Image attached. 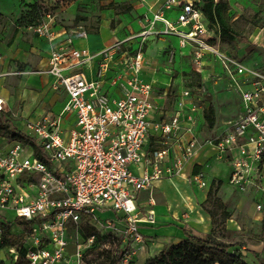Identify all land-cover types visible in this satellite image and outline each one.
Here are the masks:
<instances>
[{"label": "built area", "instance_id": "1", "mask_svg": "<svg viewBox=\"0 0 264 264\" xmlns=\"http://www.w3.org/2000/svg\"><path fill=\"white\" fill-rule=\"evenodd\" d=\"M173 9L179 10L176 21L164 15ZM56 22V15L50 11L25 28L50 44L49 67L36 73L54 77L55 89L67 94L63 111L58 117L27 122L22 130H10L20 138L0 145V214L10 212L20 223H28L23 224V232L29 264H85L84 255L97 237L92 234L85 242L80 241L81 224L86 220L106 234L115 235L124 228L121 237L128 248L119 264H133L137 246L144 243L140 224H156L154 210L142 213L137 197L151 191L165 176L184 177L188 162L204 149L215 151L220 159L227 157L232 168L229 183L235 189L264 191V70L248 67L221 51L212 41L197 1L164 0L138 35L116 40L96 52L73 46V36H87L84 28L62 32L56 29ZM158 23L162 30H156ZM151 35L179 37L182 48L192 47L198 65L207 55L217 59L242 105V112L223 133L203 141L193 134L183 154L166 168L161 163L168 156L167 149L153 151V160L144 151L151 129L166 139L176 138L181 131L178 115L169 122H150L153 87L141 78V72L146 62L144 48ZM63 36L64 42H60ZM94 60L98 61L97 75L88 80L82 69ZM114 69V76H110ZM107 80L118 88L119 98L104 91ZM192 92L198 91H185L184 95L192 96ZM5 106L0 95V112ZM198 108L194 104L190 111ZM67 114L75 121L65 135L61 119ZM141 163L153 170L135 175L131 166ZM34 175L39 176L38 181H29ZM186 179L200 189L208 186L203 171ZM149 204L155 205L153 197ZM256 210L263 212L264 205L257 204ZM109 211L116 218H100ZM187 217L184 214L182 218ZM71 228L75 232L70 235ZM70 241L76 245L72 253Z\"/></svg>", "mask_w": 264, "mask_h": 264}, {"label": "crops", "instance_id": "2", "mask_svg": "<svg viewBox=\"0 0 264 264\" xmlns=\"http://www.w3.org/2000/svg\"><path fill=\"white\" fill-rule=\"evenodd\" d=\"M81 1L83 0H75L74 4L77 6ZM163 1L164 0H137V2H133L131 5L132 10L133 8L136 9L139 19L136 22L137 26L134 24L126 26V31L129 34L127 37L122 39L115 37L114 40H112L99 33L87 34L85 38L73 36V46L77 49H88L90 52H96L111 45L116 40H125L138 35L144 29L145 21L147 22V20L153 18V14L157 12ZM4 3L10 4L11 7L10 10L6 12L5 9H3V6H0V95L6 102L5 111L0 112V145H8L11 142V139L9 138V135L11 134L10 130H22L27 122H37L45 116L58 117L68 100L67 94L62 89H55L54 77L45 73H36L37 71L46 70L49 67L51 47L47 40L30 32L24 25H22L24 32L30 34L29 36L31 37L32 42L18 41L14 44L8 43L11 30H16L18 28L17 25L22 23L20 20L22 16L19 18L21 11L18 0H0V5ZM178 13V9H173L172 11L165 12L164 15L167 19L176 21ZM14 15L16 16L13 17ZM141 17L144 19L142 20ZM18 18L19 20H17ZM78 26L82 27L80 25ZM135 27L139 28V30L135 31ZM71 28H75V26ZM56 29H62L61 31L64 32L68 28L57 21ZM162 29L163 25L158 23V25H156V30ZM210 35L213 36L212 34ZM156 37L157 36L155 35H151L147 39L144 48L146 62L145 67L141 72V78L145 82L150 83L153 87L151 95L153 109L150 116V122L152 124L169 122L178 115L181 131L176 138L166 139L160 133L151 129L144 151L146 155L153 160L154 158L151 155L153 151L167 149L169 151L168 156H166L165 160L161 163V166L166 168L174 162L176 157L183 154V148L191 141L193 134L200 141H203L206 139H212L223 133L227 129V124L236 119L242 112V105L240 104V101H238V109L236 113L228 115L224 118L225 120L219 121L221 106L219 103V106H216L215 99L219 102V96L214 92L213 94L210 90H206L204 87L193 88V85L187 87L184 84H180L179 80H172L169 75H160L154 67L146 68L149 64L148 59L152 60L161 55H166L167 58L169 57L168 55H170V53L165 54L164 52L168 49L171 50L168 44L176 47V50L178 51V55L171 51V60L175 59L198 65L194 61L192 47L186 46L182 48L179 42V37L175 35L159 36L158 44L155 45V41H153V43L148 46V40L155 39ZM64 39L65 36L60 39V42ZM212 62L216 63L219 61L214 57L207 55L198 66L202 68L211 65ZM260 69L264 70V67ZM82 70L88 80H94L98 71V61L94 60L88 63ZM222 70L223 71H220V73L225 78L224 80H226V82H228L233 88L224 69ZM114 74L115 69L110 72L109 75L114 76ZM194 89L198 91L196 94L192 92V96L189 97L184 95L185 91H191ZM104 91L109 97H120L118 88L112 86L109 80L106 81ZM234 92L235 95H239L235 89ZM227 94L229 95V93ZM215 96L216 98H214ZM194 104H197L199 108L196 112H191L190 108ZM211 104L214 105L216 110V124L213 129L208 128L207 122L204 118V111L209 108ZM61 121L64 133L67 135V132L74 126V116L67 114L61 119ZM189 129L191 132L188 131ZM217 164L225 167L228 166L230 169L229 174H231L232 168L227 157L220 159L215 151L210 148L204 149L188 162L184 177L169 178L165 176L157 182L159 186H162L165 185L164 183L166 182L174 184L177 180L181 181L184 179L188 181L186 177L189 179V177L196 172L203 171L205 173L208 188L211 180H213L209 178V174L212 173L210 169L213 170ZM146 169L151 172L153 167L144 163L131 166L132 172L137 176H142ZM213 174L216 175L214 172ZM157 182L154 183L151 191L141 192L136 200L141 212L142 208H147L145 210L146 212L151 208L154 210L156 214V224H140V231L144 236V243L148 244L149 248L147 247V251L136 253L133 264H145L148 258L158 254L165 246L177 244L186 239L189 235L206 238L211 231V218L207 215H198L194 218L192 216L193 211L190 209L191 206L189 204H184L181 208L173 209L174 212L168 206H162L163 212L159 213L157 211L158 206L156 199L153 194L155 190H159L161 187H157ZM249 190H253L257 195V201L254 204V208L256 209V205L259 203L264 205V191L255 188ZM206 195H204L203 200L206 199ZM150 197H153L155 200V205L152 207L149 204ZM105 213L108 215L104 216L106 215ZM105 213H101L99 215L100 218H116V215L113 212L109 211ZM143 213L145 212L143 211ZM185 213H189L188 217L182 218ZM260 214L261 218L264 220V211ZM91 225L94 226L92 223ZM163 225L172 226L162 227ZM154 226L159 228L157 232H144V230L153 228ZM16 229L17 231L20 230L19 227ZM188 229L195 233H191ZM0 253V256L4 258L0 257V260H5V253L3 251H0Z\"/></svg>", "mask_w": 264, "mask_h": 264}, {"label": "rangeland", "instance_id": "3", "mask_svg": "<svg viewBox=\"0 0 264 264\" xmlns=\"http://www.w3.org/2000/svg\"><path fill=\"white\" fill-rule=\"evenodd\" d=\"M38 2L43 8L48 7L49 11L56 15V21L68 29L80 25L82 28L84 27L88 35L99 33L112 40H114L115 37L118 39L127 37L129 34L126 31V26L136 25L139 19L136 9L133 8V10L129 12L126 11L127 7H131L132 3L137 2V0H83L77 6L74 4L75 0H18L21 11L19 18L29 11L30 5ZM225 2L226 3H223L221 0V15L224 26L233 34L238 35V37H244L246 40H220L219 35L215 34V28L210 32V34L213 35L212 39H214L216 44L218 43L217 45L224 54L241 60L248 67L263 68L264 0H225ZM0 6H3L6 12L9 11L11 7V5L7 3L1 4ZM15 16L16 15L13 17ZM19 18L17 20H19ZM141 19L143 20L144 18L141 17ZM22 25L23 23H19L16 30H11L8 43L14 44L18 41L32 42L29 36L30 34L24 32ZM138 30L139 28L135 27V31ZM159 38L160 37L157 36L155 39L148 40V46L151 45L153 41H155V45L158 44ZM168 46H170L171 50H165V54L170 53L171 55V51H173L178 55L176 47L169 44ZM170 55H168V58L166 55H161L152 60L148 59L149 64L146 68L154 67L160 75H169L172 80H179L180 84H184L187 87L195 85L192 72L197 71L201 74L200 82L202 86L206 90H210L211 93L214 92L219 96V102L215 99L216 106H221L219 121L225 120L224 118L228 115L236 113L238 101H240L241 104L240 95H235L234 89L224 80L225 78L220 73V71H223L220 62H212L211 65L200 68L198 65H194V63L191 62H182L175 59L171 60ZM227 93H229V95ZM214 98H216V96ZM210 170L212 171L211 174L207 172L210 179L223 181V186L218 196L228 207V210L232 213V217L226 222L223 228L216 226L213 232L211 227V231L206 238L213 234L214 239L219 243H224L226 245L238 244L246 247L244 248L247 252L246 259L250 264H264V241H260V235L264 229V220L261 218V212H258L254 208L257 195L253 190L241 192L235 189L229 183L230 169L228 166L225 167L217 164L213 170ZM213 172L216 175H214ZM164 184L165 185L162 186L160 185V187L157 182L156 185L160 188L158 187L159 190H155L153 193L159 213L163 212L162 206H168L174 212L173 209H178L183 207L184 204H189L191 206L190 209L193 211L192 216L194 218L198 215H207L210 218L205 212V208L210 207L208 204L204 203L206 199L203 200L204 195L208 193V188L200 189L192 184V182L184 179L181 181L177 180L174 184L168 182ZM146 209L147 208H142V213L143 211L146 212ZM2 213L6 215L8 219L13 218V214L10 212L4 211ZM185 214L189 215V213ZM107 215L108 214L104 216ZM0 218L3 219V217ZM168 226L163 225L162 227ZM17 227H19L20 230L17 231ZM24 227L23 224L16 222V224L13 225L12 231H17V235H21L24 231ZM122 229L124 228H121L120 231H116L115 234L120 238H115L113 240L112 237L115 235L111 234L110 239L107 240L108 242L100 240L101 242L96 244L94 251L89 253L88 258L85 259L86 264H91L90 261L94 260L97 254L106 250V248H109L113 253L118 249H123L126 244L121 237ZM158 229L159 228L154 226L153 228L144 230V232H157ZM188 230L191 233H195L190 229ZM97 231L100 236L107 233L106 230L102 231L97 229ZM23 237L24 239L26 238V233ZM73 237H75V235H73ZM75 246V243L71 244L70 241L69 251L71 253L74 251ZM147 247L149 248L148 244H140L137 246L136 253L147 251ZM0 257L3 258L2 256ZM135 257L136 254L133 260H135ZM5 258L7 264L15 263L11 252L8 254L5 253Z\"/></svg>", "mask_w": 264, "mask_h": 264}, {"label": "trees", "instance_id": "4", "mask_svg": "<svg viewBox=\"0 0 264 264\" xmlns=\"http://www.w3.org/2000/svg\"><path fill=\"white\" fill-rule=\"evenodd\" d=\"M222 2L226 3L225 0H222ZM197 3L203 13L204 24L210 30L215 28V34L219 35L220 40H246L244 37H238V35L233 34L224 26L221 15V0H198ZM131 10L132 7L130 6L126 9L127 12ZM47 12H50L48 7L43 8L39 2L34 3L29 6V11L23 15L20 20L26 27L28 25L38 23L43 15L47 14ZM212 41L215 42L214 39ZM192 77H194L193 82L195 84L192 87L202 88L203 86L200 82L201 74L199 72H192ZM204 118L207 122L208 128L213 129L216 124V110L214 105L211 104L209 108L205 109ZM9 138L11 140L20 138V135L10 134ZM38 178V175H34L29 179V181L36 182L38 181ZM222 186V180H211L208 187L207 197L204 202L210 207L205 208V212L211 218V227L213 232L215 231L216 226L223 228L226 225V222L232 217V213L228 210V207L225 205L223 200L218 196ZM0 217H3V219L0 218V229L2 230V234L0 236V251L8 254L11 250H13L14 253H11L13 254V259L15 260L14 264H29L26 260L27 249L24 246V232H22L21 235H17V231H12L13 225L16 224V222L20 223L19 220L14 215L12 219H8L4 214H0ZM21 223L28 224L24 221ZM73 232L75 231L71 228L70 233L73 234ZM92 234H96V241L92 247L86 251L84 260L88 258L89 253L94 251L96 244L101 242L100 240L108 242L107 240L111 237V234L100 236L97 229L86 220L81 224L80 241L85 242ZM260 241H264V229L260 235ZM127 248L128 246H125L121 250L118 249L115 253H113L109 248H106V250L98 253L97 257L90 261V263L119 264L124 253L127 251ZM15 255L18 257L17 259H15ZM246 256L247 252L243 246L238 244L226 245L224 243H219L214 239L213 234L208 238H200L189 235L186 239L177 244L165 246L158 254L148 258L145 264H250L247 261ZM0 264H7L6 258L5 260H0Z\"/></svg>", "mask_w": 264, "mask_h": 264}, {"label": "bare ground", "instance_id": "5", "mask_svg": "<svg viewBox=\"0 0 264 264\" xmlns=\"http://www.w3.org/2000/svg\"><path fill=\"white\" fill-rule=\"evenodd\" d=\"M2 252V251H1ZM1 254V253H0ZM4 255V254H3ZM4 259V258H3Z\"/></svg>", "mask_w": 264, "mask_h": 264}]
</instances>
